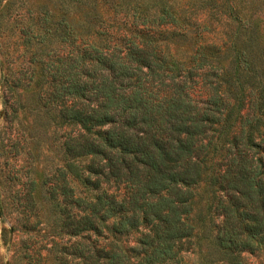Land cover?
<instances>
[{
	"label": "trees",
	"instance_id": "1",
	"mask_svg": "<svg viewBox=\"0 0 264 264\" xmlns=\"http://www.w3.org/2000/svg\"><path fill=\"white\" fill-rule=\"evenodd\" d=\"M58 23L66 43L36 58L37 68L19 69L7 85L11 93L33 81L36 101L79 127L60 141L63 163L42 180L54 233L63 237L54 244L52 264L177 258L202 224L196 190L202 186L216 217V244L228 251L264 250L261 41L233 43L229 59L216 44L197 45L191 65L188 59L184 66L151 40L161 37L156 28L145 39L135 41L133 34L98 46L66 39V23ZM17 109L16 99L4 107L5 120L12 121ZM79 156L86 157L80 167L71 161ZM33 189L26 178L11 200L25 231L21 256L25 264H50L40 250L45 241L31 233L41 222ZM133 233L132 243H124Z\"/></svg>",
	"mask_w": 264,
	"mask_h": 264
},
{
	"label": "rangeland",
	"instance_id": "2",
	"mask_svg": "<svg viewBox=\"0 0 264 264\" xmlns=\"http://www.w3.org/2000/svg\"><path fill=\"white\" fill-rule=\"evenodd\" d=\"M161 14L165 20L154 23ZM58 21L66 23V39L98 46L107 41L121 43L133 34L135 41L145 39L156 28L161 37L151 40L184 66L188 59L191 65L197 45L204 50L207 44H216L217 53L228 59L235 57L233 43L243 45L254 38L264 45V0H0V264H25L20 247L25 231L16 221L18 213L11 200L26 178L34 181L33 195L41 217L31 233L45 241L40 250L50 264L54 244L63 240L54 233L42 180L63 163L59 143L75 133L78 124L60 120L54 106L40 105L33 81L11 93L7 90L9 79L19 69L37 68L36 58L44 59L66 43L60 40ZM138 28H148V33L141 34ZM25 80L26 76L21 78ZM15 99L16 117L8 122L3 109ZM85 160V156L71 159L78 167ZM196 190L202 197L197 204L202 224L189 247L164 264H264L263 249L228 251L216 244L212 224L216 217L207 208L210 194L203 186ZM134 235L124 243H132Z\"/></svg>",
	"mask_w": 264,
	"mask_h": 264
}]
</instances>
